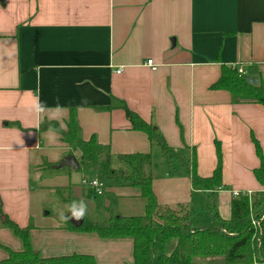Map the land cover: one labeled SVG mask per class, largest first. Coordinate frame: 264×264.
I'll return each mask as SVG.
<instances>
[{"label": "crops", "instance_id": "crops-1", "mask_svg": "<svg viewBox=\"0 0 264 264\" xmlns=\"http://www.w3.org/2000/svg\"><path fill=\"white\" fill-rule=\"evenodd\" d=\"M224 67L264 87V0H0V262L23 249L7 218L32 225L30 245L42 258L134 264L132 239L69 230V219L44 213L68 206L70 217L74 201H84L86 213L122 217H141L146 207L136 188H105L95 198L79 169H53L79 153L45 123L65 132L74 119L78 138H95L113 156L150 154L158 204L191 208L193 228L220 227L211 203L228 221L234 192L263 190L254 170L255 142L264 157V105L212 89ZM36 97L62 111L41 121L30 110ZM121 105L154 127L174 159L131 129ZM193 162L200 178L219 165L221 188L193 190Z\"/></svg>", "mask_w": 264, "mask_h": 264}, {"label": "trees", "instance_id": "trees-1", "mask_svg": "<svg viewBox=\"0 0 264 264\" xmlns=\"http://www.w3.org/2000/svg\"><path fill=\"white\" fill-rule=\"evenodd\" d=\"M212 89L228 91L235 101L248 98L264 105L262 83L259 81L252 85L232 68L222 69ZM121 109L132 130L145 133L162 152L174 159L171 149L151 124L144 122L125 105H121ZM47 127L58 131L63 141L78 151L79 171L87 178L98 179L104 188H136L146 200L145 214L141 217H122L111 210L97 208L94 213H86L80 226L69 224L66 225L67 229L93 233L102 239H132L134 264H264V157L256 142L255 150L260 165L254 170V176L263 190L249 196L246 193L239 194L233 199L228 221L218 218L211 203L207 206L208 213L219 221L220 227L193 228L190 225L194 213L191 208L158 204L152 191L150 154L113 156L108 147L101 146L95 138L91 137L87 141L78 138L74 119L70 120L65 132L55 124L41 125L42 129ZM180 164L186 167L183 162ZM194 166L193 162L190 173L193 190L206 192L221 188L219 165L210 178H200ZM90 191L93 197H99ZM4 227L22 242L23 249L20 252L8 250V257L0 264H96L91 256L86 255L42 258L30 245L29 227L20 228L7 218ZM171 244L174 247L168 252Z\"/></svg>", "mask_w": 264, "mask_h": 264}, {"label": "clouds", "instance_id": "clouds-1", "mask_svg": "<svg viewBox=\"0 0 264 264\" xmlns=\"http://www.w3.org/2000/svg\"><path fill=\"white\" fill-rule=\"evenodd\" d=\"M30 110L34 111L37 114V116L41 119V121L43 120V115L46 113V111H54V113L57 115L62 111V109H60L59 106H57L55 110H46V107L39 102L38 97L34 98V101L32 105L30 106ZM52 118H56V117L55 116L49 117V119H52ZM61 129L66 130V126L61 124ZM49 131H52V129H49ZM98 184H99L98 180L93 181V185H98ZM69 210L72 213L71 217H66L63 213H60V219L62 221L68 220V219H75L78 221V220L83 219L84 216L86 215L87 205L85 204L84 201H80L79 203L74 201L69 206Z\"/></svg>", "mask_w": 264, "mask_h": 264}, {"label": "water", "instance_id": "water-1", "mask_svg": "<svg viewBox=\"0 0 264 264\" xmlns=\"http://www.w3.org/2000/svg\"><path fill=\"white\" fill-rule=\"evenodd\" d=\"M245 80L252 85H256L258 82L256 79H251L249 77H245ZM52 168L53 169L70 168L73 170H78L79 162L75 156L69 155V156L64 157L57 165L52 166ZM70 215H72V213ZM82 222H83V219L78 220V221L75 219H69V223L74 227L80 226Z\"/></svg>", "mask_w": 264, "mask_h": 264}, {"label": "built area", "instance_id": "built-area-1", "mask_svg": "<svg viewBox=\"0 0 264 264\" xmlns=\"http://www.w3.org/2000/svg\"><path fill=\"white\" fill-rule=\"evenodd\" d=\"M145 66L150 68L152 71H155L157 69V65H154L151 60H147L145 63ZM238 73L241 74V71H239ZM94 180H98V179H96V178H85L81 181V183L83 186H86L88 189L92 190L95 195L100 196L104 192V189H105L104 184L98 180L99 184L93 185ZM238 195L239 194L237 192H234V196H238ZM247 195L249 196L250 194H247Z\"/></svg>", "mask_w": 264, "mask_h": 264}, {"label": "rangeland", "instance_id": "rangeland-1", "mask_svg": "<svg viewBox=\"0 0 264 264\" xmlns=\"http://www.w3.org/2000/svg\"><path fill=\"white\" fill-rule=\"evenodd\" d=\"M171 156H173L172 152H171ZM174 157V156H173ZM44 208V213L47 212L49 213V218H53V220L56 222L57 219H60V213H67L68 211V206H43ZM179 215H182V213H178ZM50 220V219H49ZM30 226H28L30 228V230L32 229V225L29 224ZM173 246V245H172ZM171 246V248H172ZM168 248H170V246H168ZM168 251V249H167ZM170 252V250L168 251Z\"/></svg>", "mask_w": 264, "mask_h": 264}]
</instances>
